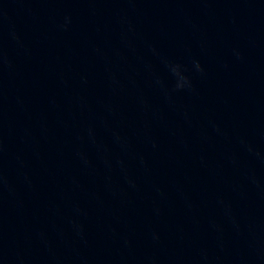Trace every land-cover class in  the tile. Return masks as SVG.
<instances>
[{
	"label": "clouds",
	"instance_id": "1",
	"mask_svg": "<svg viewBox=\"0 0 264 264\" xmlns=\"http://www.w3.org/2000/svg\"><path fill=\"white\" fill-rule=\"evenodd\" d=\"M177 70H178V66H177V68H174V69H173V71H177ZM182 86H183V85H181V84H178V85H177V87H182Z\"/></svg>",
	"mask_w": 264,
	"mask_h": 264
}]
</instances>
